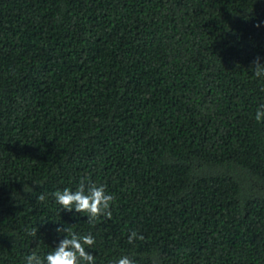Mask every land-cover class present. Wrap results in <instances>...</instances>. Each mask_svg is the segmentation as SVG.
Here are the masks:
<instances>
[{
	"label": "trees",
	"instance_id": "1",
	"mask_svg": "<svg viewBox=\"0 0 264 264\" xmlns=\"http://www.w3.org/2000/svg\"><path fill=\"white\" fill-rule=\"evenodd\" d=\"M81 180L111 218L56 202ZM58 227L94 264H264V0H0V264Z\"/></svg>",
	"mask_w": 264,
	"mask_h": 264
},
{
	"label": "clouds",
	"instance_id": "2",
	"mask_svg": "<svg viewBox=\"0 0 264 264\" xmlns=\"http://www.w3.org/2000/svg\"><path fill=\"white\" fill-rule=\"evenodd\" d=\"M254 64L257 66L255 74L257 76L261 75L262 69L258 58ZM261 116L262 113L258 110L256 119L260 120ZM52 195L64 210L71 212L75 209L77 213H87L90 221L101 215L111 218L110 203L114 197L106 193L105 185L97 186L92 183L86 189L85 181L81 180L75 191L65 188L62 191H55ZM38 199L44 200L45 197L41 195ZM57 232H68L69 235L60 240L54 251L48 253L45 259H41L36 253H32L27 256L26 264H45V260L46 264H82V262L94 264V255L85 249V245L92 246L95 243V239L91 234L80 237L65 227H58ZM31 235H36L35 229ZM136 237L137 233L133 231L129 235L128 242L132 243ZM139 239H143V236H140ZM116 264H135V262L128 256H123L116 261Z\"/></svg>",
	"mask_w": 264,
	"mask_h": 264
}]
</instances>
